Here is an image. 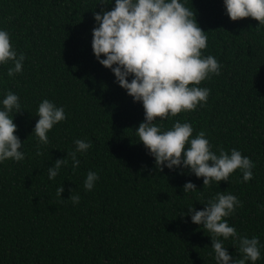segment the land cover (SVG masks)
<instances>
[{
	"label": "trees",
	"instance_id": "16d2710c",
	"mask_svg": "<svg viewBox=\"0 0 264 264\" xmlns=\"http://www.w3.org/2000/svg\"><path fill=\"white\" fill-rule=\"evenodd\" d=\"M99 2L0 0V28L25 55L13 77L7 75L11 62L0 64V99L7 90L19 97L21 111L10 115L25 153L21 161L0 163V264H215L210 234L184 214L203 209L218 192L241 201L224 219L238 235L259 237L255 264H264V210L258 207L264 204V25L252 17L231 20L223 0H184L206 31L202 54L214 56L221 70L198 85L210 89L203 106L154 122L161 130L176 120L190 122L192 135L203 130L212 151L236 148L254 163L247 182L236 169L228 181L203 185L188 169H157L138 141L142 103L92 50L93 14L111 10L115 0ZM45 98L63 106L66 119L48 131L37 156L33 129ZM77 138L90 147L77 153L80 164L73 168L67 153ZM62 158L68 162L50 180L47 169ZM89 170L99 176L92 190L83 186ZM189 180L197 189L184 193ZM71 194L79 195L78 203ZM223 246L233 259L241 257L233 238Z\"/></svg>",
	"mask_w": 264,
	"mask_h": 264
},
{
	"label": "clouds",
	"instance_id": "9594fccd",
	"mask_svg": "<svg viewBox=\"0 0 264 264\" xmlns=\"http://www.w3.org/2000/svg\"><path fill=\"white\" fill-rule=\"evenodd\" d=\"M111 3L100 0L99 4ZM226 14L233 21L252 17L264 25V0H223ZM95 26L92 29L91 46L97 61L111 69L115 82L124 88L134 102H141L144 120L135 128L138 141L142 142L147 153L154 158L157 169H188L196 177L203 178V185L212 181H228L229 175L239 169L242 180L253 177V161L241 154L236 148L229 151L211 150V144L203 130L195 136L190 122L176 120L171 128L161 130L154 121L159 117L176 116L183 111L203 106L210 94L208 87L198 86L211 75H219L221 65L212 56H204L202 49L207 46L206 31L198 24L195 13L185 6L184 0H115L111 10L101 9L94 12ZM103 54V56H102ZM23 52L10 43V34L0 28V64L7 68V75L13 77L23 70ZM131 77V80L128 78ZM21 111L19 97L7 90L0 99V163L7 159L21 161L25 153L21 151L22 141L16 134L17 125L10 115ZM33 133L37 138L36 155H41L40 145L48 143L47 133L58 122L66 119L63 106H57L45 98L36 109ZM75 149L67 156L71 157L73 168L80 160L77 153L86 152L90 142L74 140ZM68 161L56 159L47 169L48 178L54 179L61 166ZM99 179L96 172L89 170L83 186L92 190ZM184 193L197 189L191 180L183 184ZM64 187L57 188L61 195ZM79 202V195L68 198ZM241 201L232 193L218 192L203 209L188 208L184 215H190L191 221L202 225L211 237V248L215 264H252L260 258L258 236L238 235L234 226L224 219L234 214ZM264 210V204L258 205ZM233 238L238 243L241 257L233 259L223 241Z\"/></svg>",
	"mask_w": 264,
	"mask_h": 264
}]
</instances>
